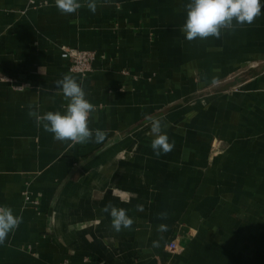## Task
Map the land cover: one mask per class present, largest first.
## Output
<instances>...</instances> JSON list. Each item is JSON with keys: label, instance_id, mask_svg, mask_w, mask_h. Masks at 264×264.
Here are the masks:
<instances>
[{"label": "crops", "instance_id": "crops-1", "mask_svg": "<svg viewBox=\"0 0 264 264\" xmlns=\"http://www.w3.org/2000/svg\"><path fill=\"white\" fill-rule=\"evenodd\" d=\"M31 1L0 0V206L23 218L0 264H264V0L251 25L191 42L190 0H97L95 14L80 0L71 15ZM62 45L94 51L93 70L72 72ZM63 74L102 143L56 141L28 115L65 111ZM149 117L171 152L154 154ZM109 202L131 228H111Z\"/></svg>", "mask_w": 264, "mask_h": 264}, {"label": "clouds", "instance_id": "clouds-1", "mask_svg": "<svg viewBox=\"0 0 264 264\" xmlns=\"http://www.w3.org/2000/svg\"><path fill=\"white\" fill-rule=\"evenodd\" d=\"M55 6L61 14L71 15L85 6L80 0H55ZM86 6L92 13L97 11V0H86ZM186 8V20L181 31L187 41L197 38L203 40L209 37L219 39L223 30H233L235 26L251 25L257 17L262 15L261 0H190L184 5ZM215 82V81H214ZM55 85L62 92L67 101L65 111H48L40 114L29 105L28 115L33 117L37 126L53 134L56 141L71 142L72 144H87L89 142L102 143L106 138V131L90 128V120L95 112V105L86 99V93L77 80L69 74H63L56 80ZM150 120V131L153 139L151 148L159 157L167 154L174 148V141L169 142V137L163 131L166 127L157 118ZM137 210L142 211L143 206L137 205ZM101 211L109 213L111 228L119 233L123 229L131 228L134 221L124 208H118L109 202ZM159 219H166L167 213H159ZM23 222L22 216L14 215L11 207L0 206V245L4 244L8 235L14 232ZM158 232L167 231V225L160 224ZM158 246V242H153Z\"/></svg>", "mask_w": 264, "mask_h": 264}, {"label": "built area", "instance_id": "built-area-1", "mask_svg": "<svg viewBox=\"0 0 264 264\" xmlns=\"http://www.w3.org/2000/svg\"><path fill=\"white\" fill-rule=\"evenodd\" d=\"M31 2L35 3L34 0ZM62 56L69 60L70 70L76 72L82 76H86L87 73L91 72L93 62L96 58V53L92 50H83L67 45L61 46ZM7 79L6 77H2ZM20 87H18L19 89ZM167 251L172 254H180L183 251V245L181 244L178 237L172 238L167 243Z\"/></svg>", "mask_w": 264, "mask_h": 264}]
</instances>
